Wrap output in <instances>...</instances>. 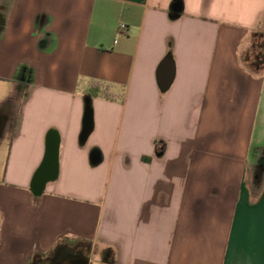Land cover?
<instances>
[{
  "label": "crops",
  "instance_id": "crops-1",
  "mask_svg": "<svg viewBox=\"0 0 264 264\" xmlns=\"http://www.w3.org/2000/svg\"><path fill=\"white\" fill-rule=\"evenodd\" d=\"M0 15V264L61 249L264 264V68L244 62L264 0H0Z\"/></svg>",
  "mask_w": 264,
  "mask_h": 264
},
{
  "label": "trees",
  "instance_id": "trees-1",
  "mask_svg": "<svg viewBox=\"0 0 264 264\" xmlns=\"http://www.w3.org/2000/svg\"><path fill=\"white\" fill-rule=\"evenodd\" d=\"M176 3L180 4L176 1L174 2V5ZM244 62L253 71H259L264 68V34L262 32L257 31L254 33L252 46L245 55ZM89 92L93 98L103 97L108 100L115 99V96L112 93V87L103 82L91 81ZM256 173L260 175L259 170Z\"/></svg>",
  "mask_w": 264,
  "mask_h": 264
},
{
  "label": "flooded vegetation",
  "instance_id": "flooded-vegetation-1",
  "mask_svg": "<svg viewBox=\"0 0 264 264\" xmlns=\"http://www.w3.org/2000/svg\"><path fill=\"white\" fill-rule=\"evenodd\" d=\"M264 168V160L259 161L255 166V172ZM85 261V255L82 251L72 249H61V251L54 256L45 259L36 258L32 264H80Z\"/></svg>",
  "mask_w": 264,
  "mask_h": 264
},
{
  "label": "water",
  "instance_id": "water-1",
  "mask_svg": "<svg viewBox=\"0 0 264 264\" xmlns=\"http://www.w3.org/2000/svg\"><path fill=\"white\" fill-rule=\"evenodd\" d=\"M173 8H174V15H173L174 18H178L179 12H180V4L176 3ZM0 21H1V15H0ZM168 63H169V60H167L162 65V67H161V74H162L163 70L165 69V67H167ZM172 79H173V76H171V77L170 76H166L164 78V82L166 84L165 85H162V89L163 90L167 89L170 86V84L172 82ZM91 126H92V115H91V112L88 111L86 113V117H85V132H87L91 128Z\"/></svg>",
  "mask_w": 264,
  "mask_h": 264
},
{
  "label": "rangeland",
  "instance_id": "rangeland-1",
  "mask_svg": "<svg viewBox=\"0 0 264 264\" xmlns=\"http://www.w3.org/2000/svg\"><path fill=\"white\" fill-rule=\"evenodd\" d=\"M257 138L261 139L264 136V99H263V104L261 107V112H260V119L258 122V127H257ZM257 144V143H256ZM258 145H256V148H254L253 154H252V160H257V156L259 155V153L261 152V148L257 147Z\"/></svg>",
  "mask_w": 264,
  "mask_h": 264
},
{
  "label": "built area",
  "instance_id": "built-area-1",
  "mask_svg": "<svg viewBox=\"0 0 264 264\" xmlns=\"http://www.w3.org/2000/svg\"><path fill=\"white\" fill-rule=\"evenodd\" d=\"M126 29V26L125 25H122L121 26V30H125Z\"/></svg>",
  "mask_w": 264,
  "mask_h": 264
}]
</instances>
